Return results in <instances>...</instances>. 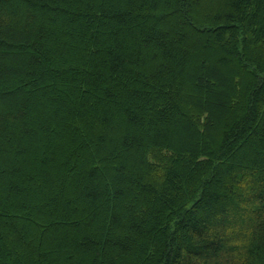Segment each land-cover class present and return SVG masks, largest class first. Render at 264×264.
<instances>
[{
	"label": "trees",
	"instance_id": "1",
	"mask_svg": "<svg viewBox=\"0 0 264 264\" xmlns=\"http://www.w3.org/2000/svg\"><path fill=\"white\" fill-rule=\"evenodd\" d=\"M0 264H264V0H0Z\"/></svg>",
	"mask_w": 264,
	"mask_h": 264
}]
</instances>
